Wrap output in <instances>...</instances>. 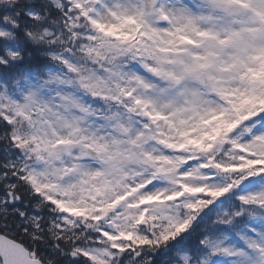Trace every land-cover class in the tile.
I'll list each match as a JSON object with an SVG mask.
<instances>
[{"label": "snow or ice", "instance_id": "1", "mask_svg": "<svg viewBox=\"0 0 264 264\" xmlns=\"http://www.w3.org/2000/svg\"><path fill=\"white\" fill-rule=\"evenodd\" d=\"M0 264H264V0H0Z\"/></svg>", "mask_w": 264, "mask_h": 264}]
</instances>
